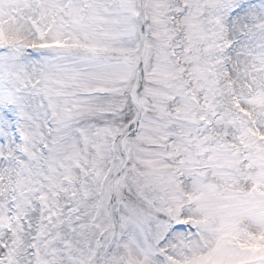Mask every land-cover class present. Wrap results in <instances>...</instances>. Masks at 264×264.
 I'll return each mask as SVG.
<instances>
[{
    "label": "snow or ice",
    "instance_id": "obj_1",
    "mask_svg": "<svg viewBox=\"0 0 264 264\" xmlns=\"http://www.w3.org/2000/svg\"><path fill=\"white\" fill-rule=\"evenodd\" d=\"M0 264H264V0H0Z\"/></svg>",
    "mask_w": 264,
    "mask_h": 264
}]
</instances>
